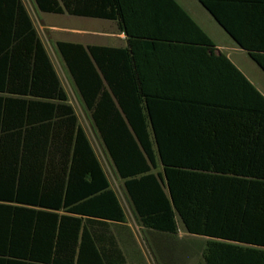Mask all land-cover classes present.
I'll list each match as a JSON object with an SVG mask.
<instances>
[{
    "label": "trees",
    "instance_id": "1",
    "mask_svg": "<svg viewBox=\"0 0 264 264\" xmlns=\"http://www.w3.org/2000/svg\"><path fill=\"white\" fill-rule=\"evenodd\" d=\"M141 1L33 3L115 21L129 38L56 48L141 227L177 236L179 217L206 238L200 264H264V97L221 55L201 57L187 98L149 100L137 81ZM199 1L264 71V27L250 34L243 20L253 0ZM172 136L178 146H165ZM107 221L127 222L119 197L23 1L0 0V264H128Z\"/></svg>",
    "mask_w": 264,
    "mask_h": 264
},
{
    "label": "crops",
    "instance_id": "2",
    "mask_svg": "<svg viewBox=\"0 0 264 264\" xmlns=\"http://www.w3.org/2000/svg\"><path fill=\"white\" fill-rule=\"evenodd\" d=\"M177 6L171 3L170 0H143V2H137L136 9H138L140 19L138 24L141 31V44L143 50H139V66L141 67V75L138 76L139 84L143 83L146 85L147 89V98L149 100L162 99V100H182L187 98V94L190 91H195L194 88H190L189 85L197 84V81H202L200 77L195 75V69L201 67V57L205 58H216L221 55L226 56L234 66L238 69L239 67L235 64L232 59V54H235L239 51L244 52L247 56L258 66V64L250 57L248 51L241 48L235 40L220 26L214 16L200 3L199 0H172ZM264 0H253V3L248 4L249 7L243 9V20L247 24L246 28L249 30V33L252 34L256 31H262L264 27ZM30 14V13H29ZM47 13H40V26L37 29L35 28L40 36V30H45L48 33H62L68 37L77 36L80 38L79 41L75 39L68 40H58L55 42V58L50 55L47 51L46 44L43 42L45 49L50 57V60L56 69V72L59 76L61 84L63 86V80L56 68V61L61 68H63V75L65 79V85L71 87V94L67 93L69 98V103L73 106L71 101H76L81 106V114L83 119H81L78 111L73 106L75 113L78 117L79 124L82 126L85 131L92 147L94 148V143L92 138L96 143L102 147L101 138L93 130V126L90 119L86 116L82 105L84 104L77 94L74 84L68 74L65 72L64 64L57 52L56 44L59 41L69 42V43H78L84 46H101L115 49H124L130 46L129 38L118 28V24L115 21L88 18V17H77L70 16L67 14L58 15V14H48L53 16H69L79 20L86 19H95L102 20V24L97 29L91 28H80V25H65V27L56 25V24H45L44 19L42 18ZM143 15V18L141 17ZM31 16V15H30ZM38 16V18H39ZM32 19V17H31ZM33 21V19H32ZM34 23V21H33ZM109 24L111 26L110 30L101 29L102 25ZM206 34V36L212 41L211 45L201 46L202 42L198 40L202 39L198 28ZM222 30L231 41H227L225 45H219L214 38V35L219 33V29ZM40 29V30H39ZM223 33V34H224ZM204 49V51L202 49ZM146 55H142V54ZM141 54V55H140ZM133 55V53H132ZM55 59V60H54ZM135 65V64H134ZM259 67V66H258ZM260 68V67H259ZM191 74L188 73V70H192ZM261 69V68H260ZM239 71H241L239 69ZM264 73V71L261 69ZM245 78L259 91V93L264 97V92H262L251 80L246 76V74L241 71ZM217 75L210 76V78H204L205 82L213 83L216 81ZM264 87V85H263ZM64 88V87H63ZM74 98V100L72 99ZM85 108V107H84ZM85 124L83 123V121ZM179 132H181V126L175 127ZM91 135V136H90ZM164 140H171L173 143L171 145L165 144V146H178V143H174L175 140H179V137H165ZM156 147V144H154ZM95 150V148H94ZM96 152V150H95ZM97 154V152H96ZM98 156V154H97ZM99 158V157H98ZM100 160V158H99ZM108 166L112 167L110 161H108ZM100 163L106 173V176L111 184L112 189L116 192L119 197L118 192L114 188L109 174L107 173L102 161ZM109 167V168H110ZM111 173L114 176V179L117 178L118 187H123V181L118 177L114 168L112 167ZM120 183V184H119ZM120 200V198H119ZM262 203L261 209L264 212V200H259ZM121 202V200H120ZM122 204V202H121ZM123 206V204H122ZM124 208V206H123ZM39 209V208H38ZM125 211V208H124ZM126 214V211H125ZM127 217V215H126ZM110 232L108 234L114 236L116 239L119 248L124 253L131 249L133 246V239L130 236V233L133 232L131 224L126 223H117L107 221ZM127 228L130 230H127ZM147 244L148 249L152 253H159L164 258L163 263L168 264L169 247L167 245L168 234L158 233L152 230H147ZM186 232V231H185ZM181 233V232H180ZM179 233V234H180ZM134 234V232H133ZM192 236V235H190ZM199 237V236H194ZM135 238V235H134ZM203 238V237H200ZM206 239V238H203ZM203 254V253H202Z\"/></svg>",
    "mask_w": 264,
    "mask_h": 264
},
{
    "label": "rangeland",
    "instance_id": "3",
    "mask_svg": "<svg viewBox=\"0 0 264 264\" xmlns=\"http://www.w3.org/2000/svg\"><path fill=\"white\" fill-rule=\"evenodd\" d=\"M25 7L27 8L28 12L30 13L34 24L36 28H39L40 24V12L37 11L33 0H22ZM39 16V18H38ZM45 21L44 23L47 25L56 24L60 26L65 25H80V28H91V29H97L102 24V20H95V19H86L79 20L76 18H72L69 16H53V15H44L42 17ZM104 30H110L111 26L109 24L102 25V28ZM219 29V28H218ZM40 30V29H39ZM222 30L219 29V33L214 35V38L216 39V42L219 45H225L227 41H231V39L224 33ZM40 36L43 42L46 44L47 51L50 55L55 58V42L58 40H68V39H75L77 41L80 40L77 36L75 37H68L61 32L58 33H48L45 30H40ZM232 59L235 62V64L239 67L241 71H243L244 74L251 80L255 86H257L262 92H264V73L261 71V69L245 54L244 52H237L235 54H232ZM55 60V59H54ZM56 68L58 73L60 74L62 80L65 82L64 75H63V68L58 65L56 61ZM66 72V71H65ZM67 73V72H66ZM68 74V73H67ZM63 82V87L71 96V87L69 85H65ZM74 100V98H72ZM73 106L78 111L81 119H83V116L81 114V106L76 101H71ZM82 109H84V112L86 116L88 117L85 108L82 105ZM89 119V117H88ZM83 121V120H82ZM90 121V120H89ZM85 124V122L83 121ZM91 136V135H90ZM92 141L94 143V148L98 154V157L102 161L107 173L110 176V179L112 181V184L116 191L119 194V198L125 208L126 215L128 218V222L131 224L132 231L134 232L135 238L132 241L133 246H131V249L127 250L125 249L124 254L127 258L128 264H164L163 259L164 258L159 253H152L148 249L147 244V231L144 230L141 225L137 222L135 219L132 209L130 207V204L126 198L125 192L123 187H118L117 178L114 179L113 174L111 173L112 167L108 166L109 160L105 154V151L103 147L99 145V143H96L95 140L92 138ZM110 167V168H109ZM120 184V183H119ZM178 219L179 228L180 231L177 236H168L167 245L169 247V250L167 252L169 253V259L168 264H200L202 263V252L206 244V239L200 238V237H194L190 236L185 232L184 226L181 222V220Z\"/></svg>",
    "mask_w": 264,
    "mask_h": 264
}]
</instances>
